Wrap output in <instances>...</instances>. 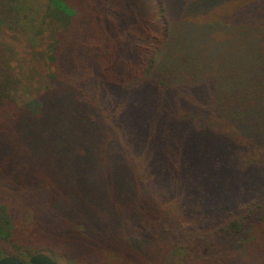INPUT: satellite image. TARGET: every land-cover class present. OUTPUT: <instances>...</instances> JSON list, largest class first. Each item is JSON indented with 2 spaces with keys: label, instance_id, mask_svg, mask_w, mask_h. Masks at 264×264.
I'll return each mask as SVG.
<instances>
[{
  "label": "trees",
  "instance_id": "16d2710c",
  "mask_svg": "<svg viewBox=\"0 0 264 264\" xmlns=\"http://www.w3.org/2000/svg\"><path fill=\"white\" fill-rule=\"evenodd\" d=\"M44 1L19 107L0 44V258L264 264V0Z\"/></svg>",
  "mask_w": 264,
  "mask_h": 264
},
{
  "label": "rangeland",
  "instance_id": "374dc122",
  "mask_svg": "<svg viewBox=\"0 0 264 264\" xmlns=\"http://www.w3.org/2000/svg\"><path fill=\"white\" fill-rule=\"evenodd\" d=\"M8 1L12 3L4 1L2 10L10 8L12 12L6 15L5 20L0 18V44L6 50L3 55L9 63V74L14 79L10 96L19 107L47 88V75L52 70L48 54L58 29L45 17L44 0ZM130 244L135 251L141 248L139 242ZM31 255L21 256V259L26 262ZM76 262L89 264L86 257L83 262L81 259Z\"/></svg>",
  "mask_w": 264,
  "mask_h": 264
},
{
  "label": "water",
  "instance_id": "95a60500",
  "mask_svg": "<svg viewBox=\"0 0 264 264\" xmlns=\"http://www.w3.org/2000/svg\"><path fill=\"white\" fill-rule=\"evenodd\" d=\"M27 261L28 264H59L43 253L33 254ZM0 264H21V262L15 257L4 256L0 258Z\"/></svg>",
  "mask_w": 264,
  "mask_h": 264
}]
</instances>
